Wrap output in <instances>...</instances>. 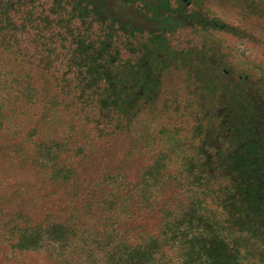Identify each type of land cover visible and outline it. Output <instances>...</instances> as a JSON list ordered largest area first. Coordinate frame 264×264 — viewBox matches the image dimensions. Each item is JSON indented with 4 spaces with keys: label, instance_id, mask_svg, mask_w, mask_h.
<instances>
[{
    "label": "rangeland",
    "instance_id": "374dc122",
    "mask_svg": "<svg viewBox=\"0 0 264 264\" xmlns=\"http://www.w3.org/2000/svg\"><path fill=\"white\" fill-rule=\"evenodd\" d=\"M177 2L179 14L199 12L214 22L183 24L162 41L159 89L133 119L104 112L108 123L93 122L97 100L86 111L69 101L55 106L57 80L50 86L39 77L33 103L7 107L0 131V264H111L108 252L122 238L135 244L159 236L164 214L157 203L178 210L186 202L178 139L190 140L199 116L207 128L224 74L243 78L242 106L264 109V0ZM140 8L136 2L131 10L139 15ZM160 155L167 167L162 178L146 173ZM29 220L74 226L24 235Z\"/></svg>",
    "mask_w": 264,
    "mask_h": 264
},
{
    "label": "trees",
    "instance_id": "16d2710c",
    "mask_svg": "<svg viewBox=\"0 0 264 264\" xmlns=\"http://www.w3.org/2000/svg\"><path fill=\"white\" fill-rule=\"evenodd\" d=\"M177 1L0 0V131L10 104L34 102L38 77L50 86L57 80L55 106L69 101L86 111L97 100L93 122H107L104 112L133 119L159 89L162 41L188 23L214 22L199 12L179 14ZM136 2L139 15L131 10ZM224 75L207 128L199 116L190 140L178 139L186 202L178 210L157 203L164 214L160 235L135 244L122 238L108 252L111 264H264V109L242 106L243 78ZM162 159L146 173L162 178ZM27 224L24 235L37 229L48 234L52 225ZM68 224L52 226L65 231Z\"/></svg>",
    "mask_w": 264,
    "mask_h": 264
}]
</instances>
